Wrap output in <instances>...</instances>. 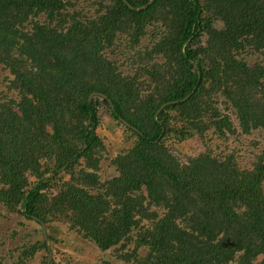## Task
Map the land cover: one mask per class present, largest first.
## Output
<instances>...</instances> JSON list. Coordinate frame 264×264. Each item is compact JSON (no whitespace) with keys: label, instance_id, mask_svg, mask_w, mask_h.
Masks as SVG:
<instances>
[{"label":"trees","instance_id":"16d2710c","mask_svg":"<svg viewBox=\"0 0 264 264\" xmlns=\"http://www.w3.org/2000/svg\"><path fill=\"white\" fill-rule=\"evenodd\" d=\"M0 207L20 264H264V0H0Z\"/></svg>","mask_w":264,"mask_h":264},{"label":"rangeland","instance_id":"374dc122","mask_svg":"<svg viewBox=\"0 0 264 264\" xmlns=\"http://www.w3.org/2000/svg\"><path fill=\"white\" fill-rule=\"evenodd\" d=\"M81 5L90 4L91 0H79ZM95 1V0H92ZM91 13L94 12V7L91 6ZM151 37L147 34L142 42L144 45L150 43ZM118 56H123L121 50L114 48ZM123 66L124 71H133V65L129 63ZM222 108V105H221ZM224 111V110H223ZM106 163H103V168ZM106 175V169L101 171V174ZM63 174V173H62ZM15 216V217H14ZM23 219L17 215L8 214L5 210L0 207V261L1 264H18V255L20 250H17L21 247V243L25 236L36 240L39 237L36 224L31 221L25 222L24 225H20V221ZM71 239V240H70ZM70 239H67L68 244L72 241L73 247H67V253L64 250H48L49 254V263L48 264H127L121 258L115 257V252L110 250L107 251L105 257H111L108 262L103 261L100 257L103 255V252H99L93 243L78 238V236H70ZM72 248H74L72 250ZM119 250H129L128 248L123 249V245L120 244ZM45 260L44 256H41ZM45 260V264L48 262ZM20 264V263H19ZM26 264H42L36 260L26 261Z\"/></svg>","mask_w":264,"mask_h":264},{"label":"water","instance_id":"95a60500","mask_svg":"<svg viewBox=\"0 0 264 264\" xmlns=\"http://www.w3.org/2000/svg\"><path fill=\"white\" fill-rule=\"evenodd\" d=\"M98 93H94L93 95H97ZM101 95V94H100ZM104 97H105V95H103ZM112 107H113V105H112ZM45 230V229H44Z\"/></svg>","mask_w":264,"mask_h":264},{"label":"clouds","instance_id":"9594fccd","mask_svg":"<svg viewBox=\"0 0 264 264\" xmlns=\"http://www.w3.org/2000/svg\"><path fill=\"white\" fill-rule=\"evenodd\" d=\"M45 232H46V229L44 230V234H45Z\"/></svg>","mask_w":264,"mask_h":264}]
</instances>
